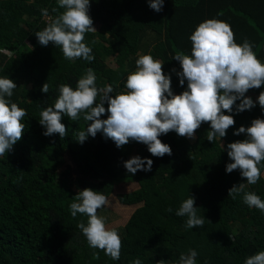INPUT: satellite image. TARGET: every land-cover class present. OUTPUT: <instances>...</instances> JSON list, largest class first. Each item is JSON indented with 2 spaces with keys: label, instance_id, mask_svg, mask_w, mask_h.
I'll use <instances>...</instances> for the list:
<instances>
[{
  "label": "trees",
  "instance_id": "16d2710c",
  "mask_svg": "<svg viewBox=\"0 0 264 264\" xmlns=\"http://www.w3.org/2000/svg\"><path fill=\"white\" fill-rule=\"evenodd\" d=\"M42 9H47V16ZM63 11L58 0H0V78L7 77L17 86L5 99L27 113L21 121L26 125L21 139L0 156V264H132L137 258L141 264L161 260L179 264L180 255L189 250L197 252L196 264H244L246 258L264 251V212L243 203L245 192L264 201V161L254 185L247 184L239 170L225 171L232 163L227 145L246 139L245 134L233 133L249 127L254 119H264L256 102L264 86L247 92L254 95L255 107L237 113L234 105L232 113H224L235 121L225 137L210 143L208 123L201 124L191 141L169 132L159 139L172 154L159 158L134 141L117 148L102 133L78 143V133L90 123L83 115L76 121L62 118L67 130L63 138L44 136L39 124L41 112L54 107L59 86L67 84L75 90L89 68L96 75L97 88L111 85L113 97L125 92L127 76L136 71L137 52L164 63L162 71L170 76L171 91L181 94L187 82L180 85L181 68L173 57L191 54L189 37L206 20L230 25L235 42L247 40L264 63V0H164L160 12L149 7V0H90L88 14L93 27L99 26L96 33L85 34L84 43L95 57L90 63L83 58L66 60L51 42L38 43L35 33ZM114 54L119 63L115 69L103 60ZM44 83L49 85L47 94L41 92ZM106 118L107 113L101 117ZM64 154L76 160L74 174L81 183L137 185L136 190L115 196L124 207L141 205L121 229L119 260L90 248L77 227L86 225L88 218L79 213L72 217L70 204L78 192L56 177ZM133 157L151 159V171L128 173L123 165ZM242 183L244 189L235 199L228 195L229 189ZM189 197L195 200L197 216L205 219L203 227L188 229L187 217L175 215Z\"/></svg>",
  "mask_w": 264,
  "mask_h": 264
},
{
  "label": "clouds",
  "instance_id": "9594fccd",
  "mask_svg": "<svg viewBox=\"0 0 264 264\" xmlns=\"http://www.w3.org/2000/svg\"><path fill=\"white\" fill-rule=\"evenodd\" d=\"M163 4L164 0H149V7L155 12H160ZM89 6L90 0H58V7L65 11L35 33L38 43L47 46L51 42L61 49L66 60L83 58L92 62L95 59L92 48L84 43L86 33H96L88 14ZM56 10L54 8L53 12ZM41 12L48 15L47 9ZM189 39L191 54L177 53L173 57L181 68L177 73L180 85L187 82V88L181 94H173L170 76L162 71L164 63L154 60L151 55H142L136 60V71L127 76L124 85L126 91L115 97L110 95L113 92L111 85L97 88L96 75L89 68L77 81L75 90L67 84L60 85L54 107L41 112L39 124L45 129L43 135L58 134L63 138L67 130L61 123L62 118L67 116L76 121L83 115L90 123L86 131L78 133V143L102 133L117 148L134 141L146 145L151 156L158 158L172 154L170 146L159 139L169 132L193 139L201 124L208 123L211 130L207 132V140L210 143L217 137H225L235 121L232 115L224 113H232L234 105L237 113L255 107L253 100L245 94L264 86V63L257 59L247 40L243 44L235 42L230 25L223 21L210 19L200 23ZM16 87L11 79L0 78V156L21 139L26 127L21 122L26 111L5 99L13 95ZM48 91L49 85L44 83L41 92L47 94ZM98 96L99 103L96 102ZM236 101L240 103L236 104ZM256 102L264 110V91L260 92ZM105 113L107 118L101 119ZM233 134H245L246 139L227 145V155L232 163L226 165L225 171L239 170L247 184L254 185L260 179L259 165L264 161V119H254L249 127L242 126ZM152 163L151 159L133 157L123 166L135 175L137 171H151ZM243 189L244 183L234 185L228 195L235 199ZM73 199L70 204L72 217L79 213L88 218L86 225H77L88 246L119 260L121 238L115 230L107 229L104 219L97 215L98 209L110 203L107 196L85 188ZM243 203L264 212V201L254 193L245 192ZM194 204V198L189 197L175 213L178 217H187L185 227L188 229L203 227L205 223L203 217L197 216ZM196 256L195 250H189L187 255H180L179 264H196ZM94 258L98 259V254L94 253ZM132 264H141V260L137 258ZM158 264L166 262L161 260ZM244 264H264V251L246 258Z\"/></svg>",
  "mask_w": 264,
  "mask_h": 264
},
{
  "label": "rangeland",
  "instance_id": "374dc122",
  "mask_svg": "<svg viewBox=\"0 0 264 264\" xmlns=\"http://www.w3.org/2000/svg\"><path fill=\"white\" fill-rule=\"evenodd\" d=\"M97 31L99 26L94 27ZM101 49H103V46H100ZM137 55L142 56L144 55L143 52H137ZM105 64L109 66L110 68L115 69L119 63L117 61V55H111L109 57L103 58ZM248 95H245L246 98H251L254 100V95L246 93ZM188 140H192L187 138ZM76 160L70 158L68 155L64 154L62 156V164L57 168L56 170V177L58 179V182L60 184H69L71 189L75 192H79L84 190L85 188H89L93 191L100 192L101 194H104L107 196L109 200V204L102 207L101 209L97 210V215L99 217H102L105 222V226L109 230H115L119 236H121V229L126 223L127 219L131 215V213L137 208V207H124L123 205H120L117 203L115 196L117 194L122 193H130L137 189V185L135 183L127 182V183H119L114 184L111 186L108 185H88L81 183L78 181L74 174V166H75ZM264 177V174H263ZM135 189H134V187ZM109 192V193H108Z\"/></svg>",
  "mask_w": 264,
  "mask_h": 264
},
{
  "label": "crops",
  "instance_id": "0c3cea01",
  "mask_svg": "<svg viewBox=\"0 0 264 264\" xmlns=\"http://www.w3.org/2000/svg\"><path fill=\"white\" fill-rule=\"evenodd\" d=\"M245 95H248V94H245ZM254 98H255V97H254ZM263 174H264V172H263ZM263 174H262V175H263ZM133 187H134V186H133ZM134 189H135V187H134ZM140 206H141V205H136V206H131V207H137V208H139ZM137 208H136V209H137ZM136 209H135V210H136ZM135 210H134V211H135ZM134 211H133V212H134ZM133 212H132V213H133ZM132 213H131V214H132ZM127 220H128V219H127Z\"/></svg>",
  "mask_w": 264,
  "mask_h": 264
}]
</instances>
